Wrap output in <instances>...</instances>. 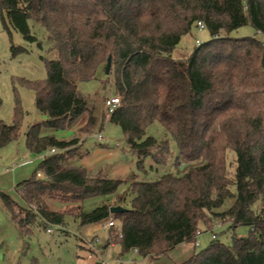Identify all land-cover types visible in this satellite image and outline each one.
Masks as SVG:
<instances>
[{"label": "trees", "instance_id": "obj_1", "mask_svg": "<svg viewBox=\"0 0 264 264\" xmlns=\"http://www.w3.org/2000/svg\"><path fill=\"white\" fill-rule=\"evenodd\" d=\"M0 17L10 38L17 32L43 50L31 28L38 24L46 49L55 53L45 59V79L21 81L46 117L29 127L26 147L37 155L56 152L16 185L26 206L0 191L22 235L30 236L35 226L63 225L65 213L50 204L58 199L77 205L74 217L81 225L118 220L122 238L112 228L107 242L119 244L122 255L137 249L155 262L181 244L195 243L201 227L211 230L220 220L232 230L231 243L213 238L178 264H264V43L258 38L264 35V0H0ZM197 22L210 39L187 58H174ZM244 26L256 35L231 36ZM28 52L12 42L13 57ZM109 57L115 96L122 99L110 122L120 127L125 150L137 157L145 177L174 170L155 180L93 174L76 163L88 155L80 138L43 132L70 128L86 113L80 132L92 131L96 117L78 84L98 79ZM23 117L17 102L12 123L0 118V149L19 140ZM156 122L164 130L161 137L147 133ZM123 184L127 190L117 206L125 211L111 213L107 205L80 210L79 203L114 195ZM239 226L249 233L239 236Z\"/></svg>", "mask_w": 264, "mask_h": 264}, {"label": "rangeland", "instance_id": "obj_2", "mask_svg": "<svg viewBox=\"0 0 264 264\" xmlns=\"http://www.w3.org/2000/svg\"><path fill=\"white\" fill-rule=\"evenodd\" d=\"M32 32L44 43V49L40 50L36 44L27 43L23 37L13 32L12 36L4 30L0 17V118L6 124L12 123L15 107L19 102L24 112L21 124V135L17 142L0 149V191L9 194L20 205L26 206L16 185L28 180L34 170L39 166L42 155L33 154L26 147V133L31 125L46 120L35 106V94L22 84V79L36 81L47 77L45 59L55 58V53L49 52L47 42L43 40V30L38 24L31 25ZM256 35L255 30L250 26H244L234 31L231 36L242 38ZM210 39L207 29L200 30L196 25L190 34L183 36L180 44L173 52L176 59L187 58L196 46V41L202 43ZM23 46L29 50L13 57L11 44ZM98 79L81 82L78 84V92L85 99L88 108L93 110L96 117V124L89 133H81L88 120V113L84 114L72 127L62 131L43 129L44 133L54 134L60 139L80 138L83 152L87 156L76 162L82 165L93 174L102 173L104 176L114 179L127 180L134 174H139V180L157 179L166 171L173 169H160L156 172H149L148 175L140 172L137 167V157L127 152L125 139L120 127L110 122L107 117L105 99L115 96L114 73L105 74L101 70L97 75ZM18 99V100H17ZM102 132L103 141H99L97 134ZM155 137L163 136L164 130L156 122L147 131ZM171 150L177 152V146L169 137ZM125 150V151H124ZM27 158L32 164L19 166ZM234 156H229L230 171L234 170ZM147 168L149 162L146 163ZM40 178H43L41 174ZM127 185L123 184L116 194L105 197H96L79 203L80 210L90 213L94 209L107 205L117 206L119 198L125 195ZM131 199L127 197V202ZM51 209L65 213L63 225H48L47 227L35 226L30 236L22 235L11 216L6 212L0 200V264H99V260L105 264H178L187 261L195 252L208 247L213 236L223 244L231 243L232 230L227 223L217 220L211 230L201 227V233L197 236L195 243H190L191 252L181 250L171 251L159 260L151 262L148 258L135 255L133 251L122 255L119 244L108 245L110 229L103 227L109 220L97 224L81 225L75 219L77 205L62 203L58 199L50 202ZM232 204L229 203L224 209ZM116 227H120L118 220H114ZM52 232L49 233L47 230ZM250 228L239 226L236 233L239 236H246ZM186 244V243H185ZM108 245L107 248L105 246ZM184 252V254H183ZM135 259V260H134ZM134 261V262H133Z\"/></svg>", "mask_w": 264, "mask_h": 264}, {"label": "built area", "instance_id": "obj_3", "mask_svg": "<svg viewBox=\"0 0 264 264\" xmlns=\"http://www.w3.org/2000/svg\"><path fill=\"white\" fill-rule=\"evenodd\" d=\"M196 27L199 28L200 30H205V25L202 22H197L196 23ZM258 38L264 43V35L263 34H258ZM202 42L201 41H196V46H201ZM122 102V99L120 96H113L111 98H107L105 99L104 103H105V107L107 109V117L110 118L112 116V114L120 107ZM97 139L99 141H103V135L102 132H100L99 134L96 135ZM56 150L52 149L49 152H46L44 154H42V158L43 159L45 156L49 155V154H53L55 153ZM41 176V174H39V177ZM114 219H109V222L107 224H104L103 227L105 228H109V229H114L116 233H118L119 238H122V233H121V227H116L114 224ZM49 233H51L52 231L50 229L47 230ZM214 239H216V236H213ZM134 252L135 255H139V252L137 249L132 250ZM99 264H105L103 261L99 260Z\"/></svg>", "mask_w": 264, "mask_h": 264}, {"label": "water", "instance_id": "obj_4", "mask_svg": "<svg viewBox=\"0 0 264 264\" xmlns=\"http://www.w3.org/2000/svg\"><path fill=\"white\" fill-rule=\"evenodd\" d=\"M111 65H112V60H111V57H109L107 59V63H106V67H105V74L108 75L110 73V69H111ZM125 211L124 208H122L121 206H113L110 208V212L111 213H121Z\"/></svg>", "mask_w": 264, "mask_h": 264}, {"label": "crops", "instance_id": "obj_5", "mask_svg": "<svg viewBox=\"0 0 264 264\" xmlns=\"http://www.w3.org/2000/svg\"><path fill=\"white\" fill-rule=\"evenodd\" d=\"M27 163H30V164H32V161H28L27 160V158L25 159V161L24 162H21L20 164H19V166H25V165H27ZM108 247V245H106L105 246V248H107ZM180 247H184V248H182L181 250H183V251H187L188 253H190L192 250H191V246H190V243H184V244H181V245H179V246H177L173 251H177L178 249H180ZM183 254H184V252H183ZM160 259V257L157 259V260H159ZM135 260V259H134ZM134 262V261H133Z\"/></svg>", "mask_w": 264, "mask_h": 264}]
</instances>
